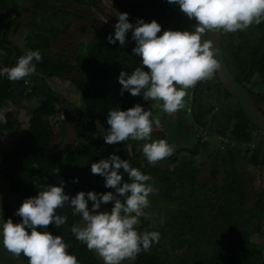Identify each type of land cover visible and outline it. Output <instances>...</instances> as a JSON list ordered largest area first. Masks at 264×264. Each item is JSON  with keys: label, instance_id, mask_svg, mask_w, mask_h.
<instances>
[{"label": "trees", "instance_id": "obj_1", "mask_svg": "<svg viewBox=\"0 0 264 264\" xmlns=\"http://www.w3.org/2000/svg\"><path fill=\"white\" fill-rule=\"evenodd\" d=\"M17 1L0 0V66H13L17 58L28 50L38 51L41 59L36 63L34 73L27 76L33 81L29 93H25L23 83L17 88L14 81L0 77V109L6 102L17 98L40 97L41 100L39 106L30 111L25 135L20 136L10 149L0 151V176L8 180L10 192L23 200L35 196L42 186L57 185L61 181L63 191L70 197L77 191H111L103 187L102 177L90 173L89 165L114 153L126 159L131 167L151 177V181L146 183H151L155 191L148 196V200L155 195L161 209L172 210L170 218L162 220L155 230H152L149 219L139 218L140 225L136 230L157 231L159 239L147 252L137 254L133 264H264L263 249L251 240L252 234L256 233L264 242V194H260L252 207L246 206L243 186L246 175L240 162V154H248L242 147L254 141L252 132L257 130L242 112L239 110L234 117L220 110L210 117L209 122L203 120L201 123L194 117L197 125H208L209 131L218 129L217 133L229 141L222 152L217 149L212 151L215 159L222 154L218 166L221 178L212 184L207 181L209 171L198 177L200 169L208 167L209 163L203 161L197 164L193 158H187V153L197 155L199 147L207 152L208 142L199 144L197 141L194 148L179 149L174 157L162 159L172 161L171 168L147 163L140 151L145 141L129 139L105 144L102 135L106 134L108 126L105 118L110 108L126 110L133 104H140L154 114L153 109L143 102L142 93L135 97L126 91L120 94L121 86L117 82L119 72H130L140 61V57L131 51L135 46L130 39L131 30L126 33L123 46L109 44L105 37L113 33V25L101 24L89 32L86 44L68 42L75 47V51L69 54L63 51L65 44L60 45L55 41V31L51 30V34L46 30L52 23V13L55 9L64 8L84 16L81 10L94 7L98 0H32L28 14L21 11ZM155 8L171 10L166 0H148L137 9ZM97 13L103 15L101 10H97ZM19 20H26L23 27L28 31L24 38V50L12 45L9 40ZM40 21V30L35 33L32 30H38L36 22ZM46 23L48 26L42 32L41 28ZM252 27L264 35V21ZM228 36L226 47L222 43L226 64L230 69L227 57L234 61L236 72L234 74L230 70L231 73L264 116L261 106L264 104V38L252 45L245 40L241 31L228 33ZM254 75L257 79L252 84ZM53 78L68 81V92L76 95L81 103L76 113L65 111L62 106L66 100L45 86L44 82ZM212 78L215 79L214 73ZM204 85L202 81L197 82V90L200 86H207ZM255 86L258 87L257 92L254 91ZM215 87L221 89L225 99L230 98L217 81ZM196 103L198 101L194 96L191 103L194 116L197 112L201 115L211 113L212 110L204 112L200 104L196 110L193 107ZM60 113L64 115V120L58 129L61 140L56 143V126L52 119ZM5 116L6 122L0 123V134L10 132L15 123L13 112H7ZM66 121L70 122L76 141H81L79 147L75 146L76 141H71L65 127ZM57 145V151H53L52 147ZM249 154L248 162L264 169V155L260 157L259 149ZM73 177L77 179L76 183L72 182ZM123 179L127 180L126 174ZM55 211L57 215H64L66 221L59 227L50 224L54 228L51 234L63 239L68 245L66 251L73 254L79 264H100L70 231L74 224L78 225L81 221L79 215L74 216L67 205ZM1 213V218L19 222L14 219L12 208L6 207Z\"/></svg>", "mask_w": 264, "mask_h": 264}, {"label": "clouds", "instance_id": "obj_2", "mask_svg": "<svg viewBox=\"0 0 264 264\" xmlns=\"http://www.w3.org/2000/svg\"><path fill=\"white\" fill-rule=\"evenodd\" d=\"M175 4L195 23L190 30H163L155 21L145 22L137 18L130 23L127 13L115 12L114 31L105 37L109 44L123 46L126 33L135 46L132 53L140 57L138 66L117 76L120 94L151 99L164 113L171 114L184 107L186 89L198 81L210 79L218 68L215 49L211 41L203 40L209 31L233 33L244 31L250 25L264 21V0H166ZM160 33V35H157ZM41 57L38 51L28 50L19 56L11 67L0 66V77L18 81L30 76ZM0 109V123L6 122ZM105 144H116L132 139L145 141L140 151L149 165L170 156L172 145L164 139L151 140L153 126L159 119L143 108L133 104L126 110L110 108L105 118ZM91 174L103 178V187L111 191H77L71 197L63 191V182L42 186L35 196L24 198L11 218H0V246L15 257L23 255L28 264H79L76 257L66 251L68 245L59 235H52L45 226L59 227L66 221L57 215L56 209L65 205L72 214L79 215L82 225L70 229L75 239L89 251H93L102 264H121L134 260L137 254L147 252L159 239L157 231H137L139 218L148 219L145 209L149 207L148 196L155 189L151 177L131 167L126 159L114 153L89 165ZM126 174L127 180L123 179ZM76 183L77 179L72 178ZM91 202L90 206L88 203ZM111 202L108 209L101 206ZM2 215V213H0ZM40 230H37V227ZM27 229V230H26Z\"/></svg>", "mask_w": 264, "mask_h": 264}, {"label": "rangeland", "instance_id": "obj_3", "mask_svg": "<svg viewBox=\"0 0 264 264\" xmlns=\"http://www.w3.org/2000/svg\"><path fill=\"white\" fill-rule=\"evenodd\" d=\"M32 0H18V6L22 8V12L25 14L29 13V4ZM38 1V0H37ZM148 0H98L94 7L89 6L88 9H82L85 13L84 16L75 14L71 11H67L64 8L55 9L52 13L53 20L49 27L48 24H44L41 29L46 28L47 32H51L54 30L55 41H57L60 45H64L63 51H67L69 54L75 51V47L72 45L67 44L70 41L79 42L80 44H86L89 40V32L94 29L95 27L101 24H109L114 25L116 22L115 12H125L127 13V19L130 23L134 22L137 18H143L145 22H149L151 20H155L161 26V32L163 30H190L191 27L194 25L195 21L189 19L175 4H169L171 10L165 8H155V9H137L139 6L143 5ZM132 9H136L135 12L131 11ZM97 10H101L103 15L97 13ZM26 20L20 21L17 23L16 28L13 30L12 35H10V42L12 45L17 46L24 50V43H25V36L27 28L23 27V24ZM39 21V20H37ZM42 24L40 21L39 23L36 22V26L38 28L34 29L35 33H38L40 30L39 27ZM43 29L42 32H44ZM31 31H29L30 35ZM221 33V43H223V47L229 42L228 33L220 31ZM242 35L244 36L245 40L250 44H254L258 42L260 39L264 38V35L261 32H258L253 29L252 25H250L246 30L241 31ZM51 34H53L51 32ZM160 35V33H157ZM202 41L204 40V36H202ZM2 51L0 52V55ZM228 55V54H226ZM227 62L230 67L232 73L235 74L236 65L232 59L227 57ZM257 76L254 75L252 79V84L256 81ZM15 87L19 86V84L23 83V87L25 93H29L31 91V86L33 81L30 80L28 77L22 78L21 80L14 81ZM199 82V81H198ZM216 80L212 77L210 79H206L202 81V84H207L208 88L204 90H200V88H196L197 83L189 89H186V95L184 99V107L182 109L177 110L174 113L167 114L158 109L155 106V102L151 99H143L144 103L148 104V107L152 108L154 111L153 116L159 119V126H153V130L150 134V137L153 140L164 139L168 144L172 145L174 151L169 156L170 158L174 157V154L179 149H192L196 145L197 141L200 143L208 142L209 149L207 152H204L201 147L197 149V155L192 156L187 153V158H193L197 164L202 163L203 161L208 164V167L201 168L200 174L198 177L200 178L201 175L206 174L209 171L207 181L209 183L219 182L221 175L219 174V167L222 154L220 153L216 159L212 155V151H220L224 150L226 144L229 141L222 136H220L217 131L218 129H214L211 131L207 130L208 127H204L202 125H197L196 121L205 122L210 121V117L215 115L217 111H225L229 115L236 116L239 112L238 106L235 102L228 98L225 99L224 94L222 93L219 87H215ZM45 86L54 91L56 94L60 95L64 98L65 104L62 106L63 109L67 112L76 113L78 108L80 107L81 103L80 100L76 97V95L68 92V81L53 78L51 80H46L44 82ZM206 86V87H207ZM212 86L210 89L209 87ZM18 88V87H17ZM215 88V89H214ZM257 88L255 86V90L257 92ZM209 89V90H208ZM208 90V91H207ZM264 95V93H263ZM194 96L197 98L198 103L194 104L193 107L197 110L198 104L201 105V108L205 111L212 110L209 115H201L200 112L195 113L192 112V101ZM40 97H32L30 99L20 100V99H13L12 101H8L4 104L2 109H9L7 112L14 113V120L15 123L11 128V131L8 133L0 134V151L10 149L16 141L25 135L28 129V120L30 118V111H33L36 107L40 104ZM212 105V106H211ZM211 106V107H209ZM262 109L264 111V104H261ZM212 108V109H211ZM218 109V110H217ZM6 112V113H7ZM5 113V114H6ZM203 114V113H202ZM64 120V115L60 113L58 116L52 119V123L56 126L54 129L55 133V142H59L60 133L58 130L61 121ZM65 127L68 130L69 136L71 141H76L75 136L72 133V127L70 126V122H65ZM253 137L255 138L251 144L248 146H244L242 148L243 151H247L248 154L242 157L243 168L242 171L246 175L245 183L243 184L245 192H246V206L252 207L256 200L259 198L260 194H264V169L259 167H254L248 161L250 158V154H253L254 151L259 149L260 157L264 155V135L260 132H252ZM151 139V140H152ZM81 141H76L75 146L79 147ZM64 144V143H63ZM62 144V145H63ZM57 146L52 147L53 151H57ZM180 156V155H179ZM244 157V158H243ZM179 158H177L178 160ZM245 160V162H244ZM155 166H159L163 168L165 165L171 168L173 166V162L167 160H160L154 164ZM22 199L19 195L10 192L9 182L4 177L0 176V213L1 211L6 208L10 207L14 211L20 205ZM111 202L108 204L102 205L103 209H108ZM164 209V208H163ZM161 209L159 203H157V197L153 195L149 198V207L146 209L148 214V219L150 220V226L152 230H155L158 227V224L162 220H168L170 218L171 209L168 208L167 211ZM1 218V217H0ZM14 219L19 221V217L14 215ZM82 221L78 223V225H82ZM140 222L135 227H139ZM37 230H40L39 226H36ZM27 230V229H26ZM45 230H47L50 234L53 232L54 228L50 224L45 226ZM263 230V229H262ZM251 240L255 242L258 246H260L264 251V242L262 237L256 233L252 234ZM96 260L102 264L100 258L91 251ZM135 260V259H134ZM134 260H124L121 264H133ZM0 264H28L27 258L23 255L19 257L13 256L11 253L7 252L2 246H0Z\"/></svg>", "mask_w": 264, "mask_h": 264}, {"label": "water", "instance_id": "obj_4", "mask_svg": "<svg viewBox=\"0 0 264 264\" xmlns=\"http://www.w3.org/2000/svg\"><path fill=\"white\" fill-rule=\"evenodd\" d=\"M204 40L211 41L212 46L215 49V59L218 63V68L214 72L215 80L235 102L248 122L258 132L264 135V116L256 108L247 91L237 82L228 68L222 50L220 31L207 32L204 35Z\"/></svg>", "mask_w": 264, "mask_h": 264}, {"label": "crops", "instance_id": "obj_5", "mask_svg": "<svg viewBox=\"0 0 264 264\" xmlns=\"http://www.w3.org/2000/svg\"><path fill=\"white\" fill-rule=\"evenodd\" d=\"M204 85V84H203ZM205 86V85H204ZM202 86V88L200 90H204L206 87Z\"/></svg>", "mask_w": 264, "mask_h": 264}]
</instances>
